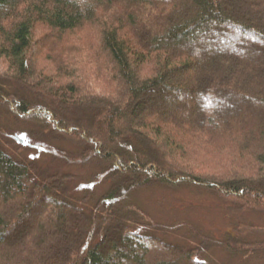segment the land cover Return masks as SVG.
I'll return each mask as SVG.
<instances>
[{"label": "trees", "instance_id": "1", "mask_svg": "<svg viewBox=\"0 0 264 264\" xmlns=\"http://www.w3.org/2000/svg\"><path fill=\"white\" fill-rule=\"evenodd\" d=\"M153 186L264 210V0H0V264H210Z\"/></svg>", "mask_w": 264, "mask_h": 264}, {"label": "rangeland", "instance_id": "2", "mask_svg": "<svg viewBox=\"0 0 264 264\" xmlns=\"http://www.w3.org/2000/svg\"><path fill=\"white\" fill-rule=\"evenodd\" d=\"M63 38L69 51L76 52L80 43H84L85 33L67 32ZM211 45L205 43L201 51L208 52ZM76 58L82 64L84 53ZM81 64L76 71L80 74ZM85 75V83L94 90L102 89L101 82ZM76 172L83 179L81 183H86L93 170L80 168ZM134 197H138L141 208L152 221L174 228L166 235L168 239L182 241L184 238L193 246L201 247L199 259L210 264H264V210L235 207L216 194L193 186H153Z\"/></svg>", "mask_w": 264, "mask_h": 264}]
</instances>
